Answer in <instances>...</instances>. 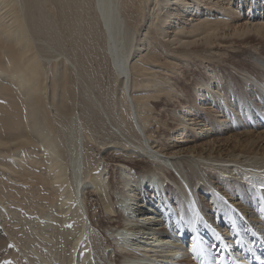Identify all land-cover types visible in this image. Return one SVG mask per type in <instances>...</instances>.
Wrapping results in <instances>:
<instances>
[{"label":"bare ground","instance_id":"6f19581e","mask_svg":"<svg viewBox=\"0 0 264 264\" xmlns=\"http://www.w3.org/2000/svg\"><path fill=\"white\" fill-rule=\"evenodd\" d=\"M93 1L97 17L103 26L110 64L114 67L119 78L118 92L122 93L127 107V117H129L130 124L138 137V140L134 139L138 143L131 144L133 145L132 153L135 154L126 153L122 150L125 145L119 142L124 136L126 137L124 142H126L128 137L126 132L124 135L120 126L124 123L116 122L109 111L102 107L98 114H92L95 119L93 121L97 123L96 126L93 125L96 131H103L104 128V130L107 129V139L114 137L111 141L114 142L113 144L105 145V148L115 147L117 153L112 156L113 152L110 151L112 152L108 158L109 165H111L110 178L105 183L103 182L104 176L100 174L83 179L85 169L81 146V142H83L82 128L78 121L79 114L70 121L76 120L75 125L72 126L74 132L71 130V135H73L72 133L76 135L72 136H75V139L71 138L75 142L72 145L75 151L73 153L71 150L72 157L69 162H63L64 156L61 154L64 150L61 151L59 147L63 144L60 142V145L55 135L49 134L51 132L49 129L52 127L40 111V109H44L41 108V105L44 104L42 97L45 84L43 86L41 81L44 71L34 50L33 39L29 33L30 28L26 23L30 12L21 9L17 0H0V64H2L0 67V93L6 90L1 80H8V83L12 82L16 85L17 93L21 95L20 98L22 97L24 105H27V115L31 114V117H34L29 123L32 125L33 134L36 135V138H43L41 144L49 149V157H51L49 159L51 160L48 168L49 172H52L49 174V176L51 175L49 181L51 179L52 184L54 181L57 186H62L61 197L64 203L70 205L73 202L78 206L79 214L84 217L83 226L88 222L86 211L82 207L83 193L89 184L92 185L93 189L89 190L85 199L94 195L97 200H100L103 214L101 213L98 222L104 225L103 230L106 231L111 241L107 250L97 248L95 254L92 253L93 261L96 264H183V259L178 258L179 253L176 251L182 249L187 241L186 246H189L191 251L189 255H193L194 262L189 259L190 262H184L185 264H212V261L214 264H251L255 261L250 259L251 256L260 258L261 264H264V258L261 256L264 254V0H161L165 1L163 4H168L165 14H168L169 17H165L167 21L165 23L169 24L173 18L172 22L176 23V25L173 24L170 31L166 29L167 24L161 30L163 36L168 37L167 40L172 45L188 47L202 42L210 41L211 43L212 40L219 37H234L233 39L236 41L233 42L240 46L233 49L234 55H241L237 62L219 57L210 61L209 58L210 63L202 66L203 75L201 74V77L199 75L191 84L190 91L193 94V100L190 102L183 99L182 104L179 103L180 100H177L176 108L179 111L177 115L174 106L167 109L176 119H171L173 125L171 124V128H168L169 131L167 129L169 134L164 135V139L167 141L165 143H169V145L166 144L167 146H164V143L161 145L163 141L159 139H163V137L160 134L157 135L155 130H149L150 127L146 126L149 121L147 120L148 122L145 123L146 119L144 120L141 115L142 111L140 112V110L143 108L140 109L132 96L134 90L145 91L144 89L151 88L157 92L158 87L154 83L147 81L145 83V78L140 79L139 83L136 81L138 76L143 75L145 68L138 61L143 60L142 58L147 53L145 52L146 48L139 46L141 42L145 43L146 41L141 34L144 39L139 38L138 45L136 43L134 45L132 42L131 27L125 20V9L130 0ZM60 2L61 13L64 15L63 25L73 27L75 25V28L79 29L81 28L79 25L88 23L91 25L92 36L95 37L97 34L95 19L88 17L89 20L85 22L82 18L83 21L80 18L75 20L68 14L75 10L73 8L75 5L81 6V13H86L88 7L85 0H80L79 3L75 0H60ZM39 3L40 0H34V7H38ZM162 8L164 7L162 6ZM152 23L154 24V22ZM29 24L32 28L34 27L33 22ZM42 26L49 31L53 30L51 24H42ZM36 30L40 29L36 28ZM188 53L194 54L193 51ZM196 57L199 56L196 55ZM205 60L207 61V58ZM72 66L75 70L77 64L74 63ZM82 68L81 70H84ZM58 80L62 82L60 79ZM61 84L59 83V85ZM147 89L146 92L153 93ZM166 94L168 93L166 92ZM62 95L64 101L60 102L67 104L69 109L77 104L72 99V91L63 90ZM149 96L156 97L155 94H149L147 97L150 98ZM177 98L179 97L176 96ZM211 103L217 105L220 114H215L214 110H211ZM79 104L78 106H82L81 103ZM58 106L62 108V104H58ZM87 107L89 106L87 105ZM117 109L120 111V107ZM13 112L11 114L10 111V114L6 115L8 118L5 119L11 118L12 123L18 124V118L14 116ZM147 114L149 115V113ZM92 117L89 116V118ZM7 121L6 123L9 124ZM2 122L4 125H1L5 126L4 119ZM12 123L10 124L12 125ZM42 123L45 125L43 126ZM19 124L22 125L21 122ZM8 127L11 126H7V129H9ZM7 129L5 128V131ZM22 129L24 130V127ZM211 131L214 136L204 139ZM22 133L25 135V131ZM96 134L101 136L100 133ZM17 135L14 133L15 138H18ZM19 137L23 139L21 135ZM104 137H102V143L105 142L106 138ZM116 139L118 142H115ZM23 140L27 142L25 137ZM7 141H9L8 138ZM180 141L187 143L193 141L195 145L190 144L184 147L179 144ZM197 142L200 143L196 144ZM3 144L6 143L3 141ZM67 147L69 146L67 145L65 148ZM67 150L71 154L70 149ZM121 152L123 155L120 154ZM125 155H136L137 161L132 163ZM105 156L107 155L105 154ZM66 160L68 161V159ZM108 193L114 198L112 199L113 206L105 200ZM72 195L75 196L74 200H72ZM125 204L128 207L121 210L120 206ZM129 208H131V212L128 211ZM234 209L247 213L250 216L248 221L252 216H255L259 224L247 222V225L250 230L257 233V236L254 237L259 238V243L255 240L251 242L243 227L244 223L238 218ZM130 213H133L135 218L132 219ZM98 231L95 230L96 233ZM100 235L104 234L101 232ZM251 235L253 234L251 233ZM220 238L224 240L227 247L220 244ZM78 239L77 237L75 242L73 241L74 247L77 246ZM91 239L94 240V237ZM106 243L108 244V242ZM192 248H195V251ZM154 252L156 253L153 254ZM107 253L109 254L107 255ZM165 253H174L175 257L169 260L165 257ZM209 260L211 261L209 262Z\"/></svg>","mask_w":264,"mask_h":264},{"label":"rangeland","instance_id":"374dc122","mask_svg":"<svg viewBox=\"0 0 264 264\" xmlns=\"http://www.w3.org/2000/svg\"><path fill=\"white\" fill-rule=\"evenodd\" d=\"M75 1L79 3L80 0ZM132 1L133 4H131ZM17 2L19 3L18 5L21 7V9L25 10V12L26 10H29L28 12H30V16L27 17L28 22L26 23L28 25V28H30L29 33L31 38L33 39L34 50L38 55L41 68L44 71L43 76L41 78L43 86L45 84L42 101H44V104L46 106L42 104L41 108L44 109H40V111L42 116H45L47 118L46 120L50 123L52 127L49 129L51 131L49 132V134L51 133L52 136L55 135L59 143L61 142L63 144L61 145L60 143L63 148L59 146L61 148V151L64 150V152H62L61 154L62 156H64L62 160L65 163L69 162V159L72 157V152L75 151L73 149L74 146H72L75 142H73L72 140L75 139L76 136L75 133H72L73 135H75L74 137H72L73 135H71V130L74 128L72 126L75 125L76 120L74 122L70 121L73 118L77 117L79 114L80 118L79 120H77L81 124L80 127L82 128L81 134L83 142H81V146L84 161L83 165L85 169V178L83 177V179H88L94 177L97 174H100L104 176L105 179L103 180V182L105 183L107 182V179L110 178L109 174L111 165H109L110 163L108 162V158L111 156L112 152V156L117 155L115 147L109 146L105 148V145L109 143L113 144L114 142L111 141L114 139V137H110L108 139L106 138L107 129L104 130L103 128V131H96L95 126L97 123L93 121L95 119L92 117V114H98L100 108L102 107L109 111L113 118L116 119V122L119 121L121 123H124L119 124H121L120 126L122 127L124 135L126 133L128 134L127 136L129 138L127 137V140L129 141L126 140V142H124L126 137L124 136L122 138L121 136H119L123 140H119V142H122V144L125 145L124 149L122 150H124L126 153L135 154L132 153L133 145L131 144L138 143L136 142L138 140V137L136 136L137 134L134 128H132V124H130L131 122L129 117H127V107L125 105L122 93L118 92L119 78L116 75L114 67L110 64L109 57L107 55L103 26L101 25V22L97 17L96 8L93 6L94 1L85 0L86 6L88 7V11L86 13H81V6L75 5V7H73L75 10L68 14L75 20L82 18L83 20H85V22L89 20L90 17L93 20L95 19L94 22L97 28L95 29L97 33L95 37L92 36L93 32L90 30L91 25H88V23H82L81 26L79 25V27H81L82 29H76L75 25L74 27L63 25L62 20L64 19V15L61 13L60 0H40L41 4L39 3V6L37 4L38 7H34V0H17ZM163 3H165V1L130 0V3L125 9V20L128 26L131 27L132 42L134 45L135 43L137 45L139 44L138 40L139 38H142V36L145 37V39H142L146 40L145 43L141 42L139 46H142L144 49L146 48L145 52L147 54H145L144 58H142L143 60L138 61L139 63H142L141 65L143 67H145L143 70L144 76H138L136 78V81H138L139 83L140 79L145 78L144 82L147 81L149 83H154L158 87L157 92L153 91L151 88H146L147 91H152L153 93L146 92V89H144L145 91L134 90L132 92V96L134 97L136 103L139 105L140 109L143 108L140 110V112L142 111L141 115L143 116L144 120L146 119L145 123L149 121L146 126H148V128L150 127L149 130H155L157 132V135L160 134L161 137H163V139H159L160 141H163L161 142V145H163L164 143V146H167L166 144L169 145V143H165L167 141L166 139H164V135L169 134L168 128H171V126L173 125V120H176L171 115L170 111H168L167 109L169 107L172 108L173 106L176 108V105H178L177 100H180V104H182L181 102L184 101L183 99H186L190 102L191 100H193V94L190 91V87L191 84H193V81L196 80L199 75L200 77L203 75L202 73L204 65H208L210 61L214 60V58L216 57H219L220 59L226 58L228 60L237 62L239 61L241 55H234L235 53L233 49L240 47L237 43L233 42L236 41L233 39L234 37H219L217 39L212 40L211 43L210 41L202 42L188 47L178 45L177 47L175 44L172 45L171 42L167 40L168 37L163 36L161 30L167 24L166 29L170 31L173 28V24L176 25V23L172 22L174 21V18L169 24L165 23V17H169L168 14H165V10L168 9L166 7L168 6V4ZM162 6L164 8H162ZM32 22V25H34L35 29L34 27L32 28V26L29 24ZM152 22H154V24ZM47 23L51 24V29H53L52 31L43 28L42 24L46 25ZM36 28L40 30L37 31ZM228 34L230 33L228 32ZM189 51H193L194 54L192 55V53H188ZM195 54L199 57H196ZM206 58L207 61L205 60ZM74 63L77 64L75 70H73L74 68L72 66ZM221 64L222 63L220 62V65ZM1 65L2 64H0V67ZM82 67L84 68V70H81ZM58 79H60L62 82H59ZM1 82L6 87V90L0 93V139L2 140V142L0 140V264H96L93 261L92 253L96 252L97 248H99V250L100 248H104L107 250L110 247L109 242H111L108 238V234H106V231L103 230L104 225H101L98 222V220H100V216L103 214V206L101 205L100 200H97L94 195H91L89 198L85 199V197L90 192L89 190L93 189L92 185L89 184L87 188L84 189L83 193V202L85 204L82 202V207L86 211V219L88 218V222L85 226H83L84 217L79 214L80 210L78 206L73 202L70 203V205L69 203H64V200L61 197L62 186H57L55 184L56 182L54 181L52 184L51 179L49 181V178L51 177V175L49 176V174H52L51 171V173L49 172L50 169L48 168L51 160L49 159L51 158L49 157V149H46L41 144V139L43 138H36V135L33 134L34 131L32 132L31 129L32 125L29 123H31L34 117H31V114L27 115V105H24L25 103L21 100L22 97L20 98L21 95L17 93L18 89L16 85H14L12 82L8 83V80H1ZM59 83L62 84L59 85ZM159 84L161 89L159 88ZM63 90H70L73 92L72 99L75 103L77 102V104L73 103L74 105L72 109H69L67 104L62 103L64 101V96L62 95ZM166 92L168 94H166ZM148 93L155 94L156 97L149 96L150 98H148ZM176 96L179 98L176 99ZM220 100L222 101V98H220ZM143 101H145L146 103ZM168 102L170 103L168 104ZM79 103H81L82 106H78ZM58 104H62V108H59L60 106H58ZM146 104H149V106H146ZM87 105L89 107H87ZM211 105V110H214L215 114H220V112H218L220 109L217 107V105L215 103H211ZM118 107H120V111L119 109H117ZM10 111L11 114L14 111L13 114H15L14 116L18 118V124H16V122H14L15 124L12 123L11 118L5 119L8 118L6 117V115H9ZM146 112L149 113V115ZM175 112L176 115L179 114L178 108H176ZM89 113L91 114L88 115ZM73 114L74 116H72ZM116 114L118 115V118ZM89 116H91L92 118H89ZM150 117L154 118L151 119ZM2 118L5 120V126H3L4 124L2 122ZM7 120L9 121V124L6 123ZM19 121L22 123V125L19 124ZM153 122H155L156 125ZM10 123H12V125ZM27 123L30 126V129L29 126L27 127ZM42 124L43 126L45 125L44 123ZM94 124L95 126L93 127ZM9 125L11 127H8L9 129H7V126ZM20 126L21 128H19ZM63 126L65 127L63 128ZM22 127H24V130L22 129ZM5 128L9 132L5 131ZM15 128L16 131L14 132ZM62 130L67 132L65 133ZM24 131L25 135L24 133L21 134V132ZM72 132L74 131L72 130ZM14 133L15 135L20 133L19 135H21L23 139L25 137L27 142L23 139H20L19 135L16 136L19 139L15 138ZM96 133H100L102 137H104L105 135L104 138L106 139L104 143H102L103 138ZM129 135H131L132 137H130ZM213 136V131H211L208 133V136L204 139L210 137L212 138ZM7 138L9 141H7ZM135 138L137 140L134 141ZM3 141L4 143H6L5 145L3 144ZM115 142H118V140L116 139ZM200 142H197L196 144ZM66 144L69 147L65 148L67 146ZM153 144L155 145L156 143L154 142ZM179 144H181V146L186 147L190 144L195 145V142L192 141L187 143L186 141H180ZM67 149H70L71 154L68 153ZM124 151L123 153H125ZM103 152L107 156H105ZM120 154H122V152ZM125 156L132 163H135L137 161L136 155ZM66 159H68V161ZM107 167L110 168L107 169ZM163 176L165 175L163 174ZM105 192L107 193L109 191ZM106 195L107 199L105 200L109 201L112 205V199L114 198L110 195V193ZM249 197L251 196L249 195ZM74 199L75 196L72 195V200ZM125 205L120 206L121 210H124L128 207L127 205ZM115 207L117 208V206ZM234 210L237 213L238 218L244 223L243 227L246 230L248 236L250 237L251 242L255 240L257 243H259V238L256 239L254 237L257 236V233H255L254 230H250V227L247 225V222H252L253 224L258 222L255 216H252L250 218V221H248L250 216L247 215V213L241 212L236 209ZM128 211L131 212V208H129ZM129 215L132 217V219L135 218L133 213H130ZM92 225H94L95 227ZM95 230H99L100 232L98 231L96 233ZM101 232L104 235H100ZM251 233L253 235H251ZM77 237L79 238L77 246L74 247L73 241L75 242V239ZM90 237H94L95 241ZM105 241L108 242V244ZM113 242L114 241L112 240V243ZM219 242L221 245L226 246L224 240H222L221 238L219 239ZM187 243L188 242L186 241L183 245V248L176 251L179 253H177L178 258L183 259V261L181 260L183 264H185L186 262H190L189 259H192V261L194 262L192 258L193 255H189L191 254V251L189 250V246H186ZM93 244L95 245L93 246ZM77 249L78 251L76 252ZM180 252L185 255H182ZM155 253L156 252H154L153 254ZM108 254L109 253H107V255ZM157 254H159L158 251ZM170 254L165 253V257L169 260L175 257L172 253ZM210 261L211 260H209V262ZM212 264H214L213 261Z\"/></svg>","mask_w":264,"mask_h":264},{"label":"snow or ice","instance_id":"6c2138e0","mask_svg":"<svg viewBox=\"0 0 264 264\" xmlns=\"http://www.w3.org/2000/svg\"><path fill=\"white\" fill-rule=\"evenodd\" d=\"M193 251H195V248H193ZM221 259H222V257H221Z\"/></svg>","mask_w":264,"mask_h":264}]
</instances>
